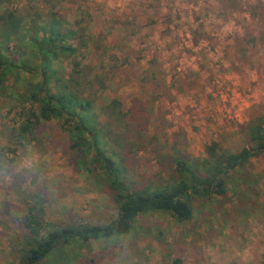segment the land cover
<instances>
[{
    "label": "rangeland",
    "instance_id": "374dc122",
    "mask_svg": "<svg viewBox=\"0 0 264 264\" xmlns=\"http://www.w3.org/2000/svg\"><path fill=\"white\" fill-rule=\"evenodd\" d=\"M2 1L0 11H18L30 32L52 14L68 25L90 20L97 47L77 55L84 77L76 92L93 95L98 110L114 101L123 112L136 100L147 104L148 135L165 158L178 152L202 159L212 142L239 152L248 145L245 128L264 116V0ZM27 69L0 72V264L12 260L30 208L47 229L105 222L116 212L104 187L64 153L63 120L17 137L24 110L37 108L28 100L32 84L41 82ZM8 147L16 157L1 152ZM229 182L225 196L197 202L189 222L152 213L127 240L148 264H264V155ZM123 243L75 244L63 253L77 264H133L138 254L124 252V263L105 255Z\"/></svg>",
    "mask_w": 264,
    "mask_h": 264
},
{
    "label": "trees",
    "instance_id": "16d2710c",
    "mask_svg": "<svg viewBox=\"0 0 264 264\" xmlns=\"http://www.w3.org/2000/svg\"><path fill=\"white\" fill-rule=\"evenodd\" d=\"M89 21L82 18L68 25L52 14L30 32L18 11H0V72L28 68L41 78L39 84L30 83L33 92L28 100L37 108L24 110L17 137L24 140L34 136L43 121L54 117L63 120L69 140V150L64 153L76 159L80 173L95 178L104 187L116 209L105 222L47 229L30 208L23 219L26 231L14 244L15 254L7 264H57L59 260L63 261L59 264H77V259L63 253L65 248L115 240L125 243L105 255L124 263V252L129 251L138 254L133 264H148L140 249L127 240L140 218L156 213L170 215L179 224L189 222L197 202L225 196L230 176L246 169L253 158L264 155V116L245 128L248 145L239 152L212 142L202 159L178 152L165 158L158 140L148 135L147 104L136 100L123 112L114 101L98 110L93 95L76 92L84 77L79 76L82 71L77 55L97 47L98 40L89 32ZM60 62L72 70L55 69L54 64ZM101 113L108 115L106 124L98 120ZM1 152L16 157L17 149L2 148ZM167 177H171L169 181ZM54 256L58 257L52 260ZM95 261L90 262L98 264Z\"/></svg>",
    "mask_w": 264,
    "mask_h": 264
}]
</instances>
